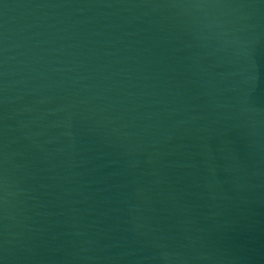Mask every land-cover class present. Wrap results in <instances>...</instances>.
Here are the masks:
<instances>
[{
  "label": "water",
  "instance_id": "obj_1",
  "mask_svg": "<svg viewBox=\"0 0 264 264\" xmlns=\"http://www.w3.org/2000/svg\"><path fill=\"white\" fill-rule=\"evenodd\" d=\"M0 264H264V0H0Z\"/></svg>",
  "mask_w": 264,
  "mask_h": 264
}]
</instances>
